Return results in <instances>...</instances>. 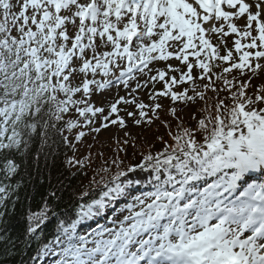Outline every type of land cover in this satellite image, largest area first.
I'll use <instances>...</instances> for the list:
<instances>
[{
  "label": "snow or ice",
  "instance_id": "snow-or-ice-1",
  "mask_svg": "<svg viewBox=\"0 0 264 264\" xmlns=\"http://www.w3.org/2000/svg\"><path fill=\"white\" fill-rule=\"evenodd\" d=\"M262 73L264 0H0V222L17 204L24 221L22 240L0 227L6 255L19 243L34 253L19 264H264ZM161 97L203 103L162 150L137 152L125 132L87 185L49 175L39 200L27 191L30 159L67 147L65 169L87 176L93 144L77 145L128 128L121 112L153 123Z\"/></svg>",
  "mask_w": 264,
  "mask_h": 264
},
{
  "label": "trees",
  "instance_id": "trees-1",
  "mask_svg": "<svg viewBox=\"0 0 264 264\" xmlns=\"http://www.w3.org/2000/svg\"><path fill=\"white\" fill-rule=\"evenodd\" d=\"M64 154L65 150L61 149V153L57 158H49L47 162L43 157H41L38 163L33 162L31 159L29 160L28 171L32 175V180L29 181L27 185V191L32 194L36 200H39L40 193L46 191L48 187L47 177L49 175H51V177L53 178V183L56 182L57 177L63 180L66 188H68L69 191H71L72 188L74 189V187L77 185L79 178L77 177L74 179V177H71L69 174L71 170L67 171L62 164V161L65 157ZM38 172L40 175H37ZM41 178H43L44 181L42 184L39 182ZM25 179L27 180L28 177L25 176ZM20 195L23 200L25 196V189H21ZM8 203L10 206V202ZM1 210L3 211V209ZM21 212L22 207L20 204H17V210L15 214L11 216H9L8 214L5 215L4 220L7 221V224L4 225L9 230V232L6 234H10L11 237H19L22 240L23 237L21 233L23 232L24 221L21 218ZM0 225H3V223H1ZM14 251L16 253L15 255H6L5 244L0 243V264H16L21 257L20 255L22 254V248L19 243H17L16 249H14Z\"/></svg>",
  "mask_w": 264,
  "mask_h": 264
},
{
  "label": "rangeland",
  "instance_id": "rangeland-1",
  "mask_svg": "<svg viewBox=\"0 0 264 264\" xmlns=\"http://www.w3.org/2000/svg\"><path fill=\"white\" fill-rule=\"evenodd\" d=\"M195 109V108H194ZM193 108H189L187 107L185 109V113L188 114V117L191 118L190 113L195 112ZM125 119L128 121V128L127 129H117V128H113V129H108V130H104L103 132H101V134H98L99 136L95 137V139H93L92 137L88 136L86 138H84V143H85V147L82 146L78 149L77 155L83 156V155H87V144H93V147L95 148L96 146H100L102 149H100L103 153L105 157H110L113 154V150L115 149L116 146V140L117 138L121 139L124 138L126 139L127 137H125L124 133L125 132H130V133H134L132 132L133 128H136V125H134L133 123L130 124V121L132 122L131 118H128L127 116H125ZM193 124V122H191V125ZM143 130V131H142ZM142 130H137L136 133H140L141 136L143 135V137L149 139L151 138V141L154 139L151 135L152 133V129L149 125H144V127L142 128ZM133 136H137V135H133ZM160 144H152V150H157L160 147ZM93 150V148H92ZM132 149H129V153H131ZM140 152V151H137ZM95 156V154H93V157ZM131 159H134L133 157L130 156ZM101 163H104V159L100 161ZM96 163V167L100 164ZM91 168L95 169V164L94 162H91Z\"/></svg>",
  "mask_w": 264,
  "mask_h": 264
}]
</instances>
